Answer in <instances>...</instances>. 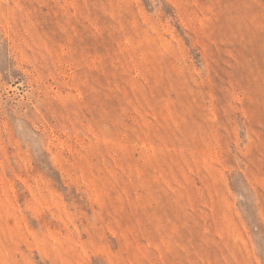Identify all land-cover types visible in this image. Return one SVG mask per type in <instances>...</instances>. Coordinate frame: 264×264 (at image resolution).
Instances as JSON below:
<instances>
[{
    "label": "rangeland",
    "instance_id": "rangeland-1",
    "mask_svg": "<svg viewBox=\"0 0 264 264\" xmlns=\"http://www.w3.org/2000/svg\"><path fill=\"white\" fill-rule=\"evenodd\" d=\"M0 264H264V0H0Z\"/></svg>",
    "mask_w": 264,
    "mask_h": 264
}]
</instances>
